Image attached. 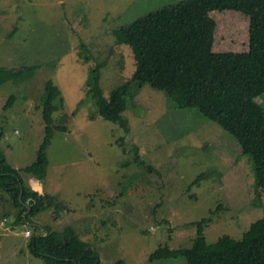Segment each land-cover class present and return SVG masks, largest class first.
<instances>
[{
	"label": "rangeland",
	"instance_id": "1",
	"mask_svg": "<svg viewBox=\"0 0 264 264\" xmlns=\"http://www.w3.org/2000/svg\"><path fill=\"white\" fill-rule=\"evenodd\" d=\"M178 1L0 0V65L41 63L32 75L0 84V150L6 161L22 168L35 160L44 136L47 79L60 88L70 114L67 130L53 131L41 180L42 193L54 198V209L14 225L19 208L0 184V264H44L31 254L30 236L24 235L26 230L40 233L44 225L57 231L72 226L104 264L117 259L148 264L149 254L160 245L189 247L196 236L193 221L208 218L203 232L213 242L223 233L239 238L260 214L251 156L197 108L175 107L166 93L144 83L134 96L138 107L123 112L128 131L89 116L93 101L87 82L95 64L104 63L100 85L105 95L134 67L130 47L118 42L114 30ZM225 26L240 38L236 23ZM10 95L14 101L4 108ZM255 100L264 107V93ZM63 110L54 111V117ZM134 147L141 162L133 158ZM20 175L29 190L32 174L21 169ZM159 264L186 260L166 258Z\"/></svg>",
	"mask_w": 264,
	"mask_h": 264
},
{
	"label": "trees",
	"instance_id": "2",
	"mask_svg": "<svg viewBox=\"0 0 264 264\" xmlns=\"http://www.w3.org/2000/svg\"><path fill=\"white\" fill-rule=\"evenodd\" d=\"M235 23L241 31L240 38L233 29L228 30L230 26H225ZM15 30L16 27L10 36ZM113 33L119 43L130 47L134 67L127 79L105 95L100 85L104 63L95 64L86 91L93 101L90 118L101 116L128 131L129 121L123 112L129 106L138 107L134 96L148 83L166 93L175 107L197 108L230 132L242 152L251 156L256 176V206L260 207V214L254 216L239 238L223 233L208 242L203 232L208 218L202 217L193 221L196 236L189 247L160 245L149 254L148 264L178 257H184L186 264H264V107L255 100L264 93V0H180L120 25ZM231 45L240 47L232 49ZM40 64L24 63L19 68L0 65V84L8 78L32 75ZM14 98L10 95L4 108ZM63 102L60 88L47 79L41 109L44 136L33 162L14 168L0 150V184L13 206L19 208L14 225L55 205L51 195L25 189L20 170L39 180L45 177L53 131L67 130L70 120ZM59 108L64 110L55 118L53 112ZM2 133L0 130V136ZM119 139L122 144L123 137ZM137 148L132 155L141 162ZM201 175L188 185V190ZM42 230L30 235L28 247L44 264H104L72 226L61 231L48 227ZM111 264L124 261L117 259Z\"/></svg>",
	"mask_w": 264,
	"mask_h": 264
},
{
	"label": "water",
	"instance_id": "3",
	"mask_svg": "<svg viewBox=\"0 0 264 264\" xmlns=\"http://www.w3.org/2000/svg\"><path fill=\"white\" fill-rule=\"evenodd\" d=\"M33 183H34L33 189L38 191L39 193H42V185L40 180L35 177Z\"/></svg>",
	"mask_w": 264,
	"mask_h": 264
},
{
	"label": "crops",
	"instance_id": "4",
	"mask_svg": "<svg viewBox=\"0 0 264 264\" xmlns=\"http://www.w3.org/2000/svg\"><path fill=\"white\" fill-rule=\"evenodd\" d=\"M34 178H35V177L32 176V180H31V182H29V184H28L31 190H34V189H33V186H34V185H33V184H34V183H33ZM41 185H42V182H41ZM42 189H43V185H42ZM43 190H44V189H43ZM159 262H160V260L155 261L156 264H159Z\"/></svg>",
	"mask_w": 264,
	"mask_h": 264
},
{
	"label": "built area",
	"instance_id": "5",
	"mask_svg": "<svg viewBox=\"0 0 264 264\" xmlns=\"http://www.w3.org/2000/svg\"><path fill=\"white\" fill-rule=\"evenodd\" d=\"M152 230H154V227L151 228ZM25 236H29L30 235V231L29 230H26L25 233H24Z\"/></svg>",
	"mask_w": 264,
	"mask_h": 264
},
{
	"label": "flooded vegetation",
	"instance_id": "6",
	"mask_svg": "<svg viewBox=\"0 0 264 264\" xmlns=\"http://www.w3.org/2000/svg\"><path fill=\"white\" fill-rule=\"evenodd\" d=\"M33 177H34V176H33ZM34 191H36V190H34ZM37 192H38V191H37ZM38 193H39V192H38ZM54 206H55V205H53V206H52L51 208H49V209H52V208L54 209ZM40 212H41V211H40ZM44 227H45V225H44Z\"/></svg>",
	"mask_w": 264,
	"mask_h": 264
},
{
	"label": "clouds",
	"instance_id": "7",
	"mask_svg": "<svg viewBox=\"0 0 264 264\" xmlns=\"http://www.w3.org/2000/svg\"><path fill=\"white\" fill-rule=\"evenodd\" d=\"M40 182H41V180H40ZM42 190H43V189H42ZM43 193H44V192H43ZM43 193H41V194H43ZM30 235H31V233H30ZM30 235H29V236H30ZM26 237H27V236H26Z\"/></svg>",
	"mask_w": 264,
	"mask_h": 264
}]
</instances>
